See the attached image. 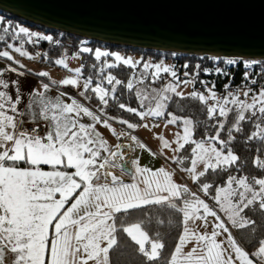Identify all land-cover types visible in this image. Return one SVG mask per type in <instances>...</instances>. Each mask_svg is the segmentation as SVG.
Returning <instances> with one entry per match:
<instances>
[{
  "label": "snow or ice",
  "instance_id": "6c2138e0",
  "mask_svg": "<svg viewBox=\"0 0 264 264\" xmlns=\"http://www.w3.org/2000/svg\"><path fill=\"white\" fill-rule=\"evenodd\" d=\"M20 34L35 35L23 27L14 35ZM14 51L28 56L20 47ZM110 55L118 63L105 61L99 68L101 81L106 80L110 89L93 87L91 77L81 84V68L72 70L64 59L55 60L73 75L41 82L42 91L30 93L26 109L38 113L19 110V80L11 81L12 95L9 82L0 78V264H264V87L231 92L225 85L223 96H217L215 85H205L207 95L194 90L185 96L178 91L179 83L136 90L134 76L125 83L110 72L105 75L106 69L121 64L135 68L136 62L95 51L97 61ZM0 57L13 61L8 51H0ZM255 63L243 61V66L251 69ZM151 67L152 83L161 72L171 71L160 64ZM7 71L24 75L16 68ZM3 74L0 71V77ZM36 75L46 78L50 73ZM171 75L176 78L175 71ZM145 80L141 73L140 83ZM256 83L251 79L252 85ZM52 85L58 91L54 98L48 95ZM65 86L76 89L81 99L60 91ZM117 86L133 93L138 106L121 102ZM94 99L99 105L95 110L88 106ZM186 99L201 105L205 116L201 139L194 138L199 125L191 116L169 111L173 104L183 111L179 101ZM110 103L136 120L109 115ZM29 115L46 122L43 134L36 125L31 130L24 127ZM160 121L165 128L181 126L182 134L176 132L171 142L156 134L159 145L152 150L134 132L158 128ZM114 124L122 126L120 132ZM246 124L251 125L247 134ZM101 128L129 143H118L119 150H113ZM236 134L243 135L245 145L256 142L251 167L259 175L243 174L248 160L234 150ZM186 146H192L190 151ZM125 149L132 153L130 159ZM140 151L163 157L162 166L142 165ZM169 152L172 155H166ZM118 166L119 175L110 170ZM173 230L177 234L165 255L166 237Z\"/></svg>",
  "mask_w": 264,
  "mask_h": 264
},
{
  "label": "water",
  "instance_id": "95a60500",
  "mask_svg": "<svg viewBox=\"0 0 264 264\" xmlns=\"http://www.w3.org/2000/svg\"><path fill=\"white\" fill-rule=\"evenodd\" d=\"M0 13L119 48L264 62V0H0Z\"/></svg>",
  "mask_w": 264,
  "mask_h": 264
},
{
  "label": "trees",
  "instance_id": "16d2710c",
  "mask_svg": "<svg viewBox=\"0 0 264 264\" xmlns=\"http://www.w3.org/2000/svg\"><path fill=\"white\" fill-rule=\"evenodd\" d=\"M0 16L4 18L3 20L4 22L0 28V37H3V39H1L0 41V49L10 43L19 44L20 42H24L22 39L26 37H24L22 34H20L19 36H15L14 34L17 32L20 26H30L31 27V25L23 22L22 20L16 17H12L8 14L0 13ZM6 25L7 26L11 25L8 33L3 32V28L6 27ZM33 28L42 30L43 32L47 34H50V35H53L54 37L59 38V43L56 45L49 46L45 56L43 57V60L46 58L47 63L49 64H54L55 60L61 58V56L64 55L67 47H71L72 53H75L83 45L91 46L92 49L90 52H83V51L79 52L80 54L79 56H80V61L82 64V76L84 79L91 77L93 80V84H92L93 87H95L97 84H101V86L105 87L106 89H110L112 87L111 85L107 84L106 80H104L103 82L101 81V78L99 76V68L104 64L105 61L109 62L113 60V58L110 56L102 57L100 61H97L95 59V51L97 48H107L111 51H120V52L122 51L124 54H127V55L132 54L135 56H141L142 61L137 66V68H129L128 66L121 64L118 67H115L112 69H106L105 71V75H107L110 72L112 75H115L118 79H120L121 81H124L125 83L129 79H132L134 76L135 77V79L133 80L134 87L136 90H141V91H144L146 89L149 91L152 88H154L153 87L154 85L156 86L155 87L156 89L163 87L164 85H166L167 83L166 79L169 76L168 73H165L161 75V77L158 78L155 81V83H152V79L148 77L146 78L144 83H140L141 72L143 71L142 70L143 63L148 58H152V61L154 63H160L162 61H173V62L175 61L180 66V72L187 74L191 78L194 75V70H195L196 65H200L199 74L195 77L196 81L193 86L194 88L191 90V92L195 90L197 92L204 93L205 95L207 91V88H205V85L207 86L215 85V88H214L215 92H217L220 88V85H221L220 76L221 75L219 74L218 76H216L212 73L213 72L212 69L215 66H218V67L227 66V68H230L233 66L235 75H236L235 77L239 76L241 74L240 72L243 71V69L245 68L243 66V62H237L236 64H233L231 66V65H228L224 60H213L209 58H198V57H189V56L187 57V56L173 55V54L154 53V52L142 51V50H136V49L119 48V47L100 44L98 42L85 41L79 38H75V37L63 34V33L49 31V30L39 28V27H33ZM30 47H31V44L29 43H27L25 46V48L27 49L29 48L31 50ZM93 65H96L95 69L93 68ZM254 66L255 67L264 66V62L258 63ZM135 69L136 71L134 72ZM175 82L179 83V81H175ZM117 87H118L117 96L119 97L121 102L129 104L132 107L138 106L139 101L136 99L133 93H129L126 89H124L121 86H117ZM62 90L65 92L70 91L72 93L74 89L71 87H66ZM241 99H244V98H241ZM92 105L95 107H98L99 106L98 101L94 99L89 104V106L91 107ZM179 105L183 108V111H180L176 104H173L169 108V111L175 112V114L180 115V116H191L196 121V123L199 125L194 138L201 139L205 131L204 124L202 123L203 121H205V116L201 111V105L198 102L194 100H190V99L180 100ZM108 114L123 116L124 118H128L132 120L133 122L136 120L135 117H130L128 113L119 112L118 110H116L115 106L111 103L108 109ZM231 121H232V117L229 116V124L231 123ZM208 123H213V122L209 121ZM250 129H251V125L246 124L245 134H247V132L250 131ZM208 131L211 132L214 130L208 129ZM221 136L222 138H225L224 133H222ZM236 136H237L236 143L233 145L234 150L241 156L242 160L243 159L248 160V165L244 168L243 174H247L250 176L259 175L258 171L251 167V157L256 148V142H253L250 146L245 145L243 143V135L236 134ZM186 147L190 151V148L192 146H186ZM226 175L227 174H224L223 178L226 179ZM163 231L167 232V229H164ZM176 234H177L176 230H173L171 235L166 237L167 248L165 250V255H167L168 252L171 250L173 243H174V237L176 236ZM259 235L260 233H258V236Z\"/></svg>",
  "mask_w": 264,
  "mask_h": 264
},
{
  "label": "crops",
  "instance_id": "0c3cea01",
  "mask_svg": "<svg viewBox=\"0 0 264 264\" xmlns=\"http://www.w3.org/2000/svg\"><path fill=\"white\" fill-rule=\"evenodd\" d=\"M0 17L2 18V19L0 18V20L3 21L4 18L2 16H0ZM20 27H23V28L27 29L29 33L35 34V39H37V38H39L41 36H49V35H45L46 33L41 31V30H40V32H36V30H39V29H35V28L30 27V26H20ZM17 32H18V30H17ZM24 37H27V36H24ZM10 44L13 45L12 49L8 48L7 45L0 49V51H8L10 53V55L13 56V61H8L5 58L0 57V71H3V73H4L3 76L0 77V78H3L7 82H9L10 88L8 89V91L12 95H15V89L11 87V81L19 80L20 81V95H21V104L19 105V110L20 111H25V112L36 111L38 113V109H35V108H33L32 110L26 109V104L31 99L30 93H32L34 90H41L42 91L41 82H44V83H48L50 81L59 82L62 78H65V76H67L70 72L68 70L63 69V68H60V70L63 71V72L56 71L55 64L47 63L46 58L44 60L42 59L41 61H39L35 57V55H34L32 50H30L28 48L29 51L28 52L25 51L26 49L23 46V42H20L19 44H14V43H10ZM88 46L89 45L81 46L78 49V51L75 52V53H72V48L69 47L70 50H71L72 57L75 58V59H80L79 52H82V50L85 47H87L90 50L92 49L91 46H89V47ZM16 47L22 48L23 51L28 53V56H21L19 53H16L14 51V48H16ZM100 49H103V48H100ZM110 57H112V56H110ZM12 65L17 66L18 67L17 71L18 72H23L24 75L21 76V75H17L16 73H12V72L7 71L8 68H14V67H12ZM21 65L23 67H21ZM51 66H53V68H51ZM69 68L71 69L70 66H69ZM39 71H47V72L50 73V75H49V77H46V78H39L36 75V73H38ZM60 91H63L62 87L60 88ZM48 95H50L53 98L56 95H58V91H57L55 85L51 86ZM20 119H21V117H17L18 122H19ZM24 119L26 120V123L24 125V127L26 129L29 126L44 125L45 126V130H46V122H43L42 120H40L38 115L34 119L30 115L24 117ZM108 140H109L110 145L112 146L113 150H116L115 145L118 142L117 139H115L114 137L109 135V139ZM139 154H140V159H141V164L142 165L153 167V168H158V167L162 166V161L160 159H158V158H153L152 156H150L148 154L147 151H140Z\"/></svg>",
  "mask_w": 264,
  "mask_h": 264
},
{
  "label": "rangeland",
  "instance_id": "374dc122",
  "mask_svg": "<svg viewBox=\"0 0 264 264\" xmlns=\"http://www.w3.org/2000/svg\"><path fill=\"white\" fill-rule=\"evenodd\" d=\"M6 27H8V26L6 25ZM0 28H1V24H0ZM36 32H40V30H36ZM37 39H35V35H32L31 38H29V37L23 38L22 39L24 41L23 42V46L25 47L27 43L32 44ZM29 40H31V42H29ZM0 41H1V39H0ZM85 48H87V47H85ZM25 49H26L25 51H27V52L29 51L27 48H25ZM97 50H100L102 52H109L110 54H119L120 56H122V57H124L126 59H131L134 62H136V67L135 68H137V66L142 61V57L141 56H135V55H132V54L127 55V54H124L122 51L121 52L120 51H111V50H109L107 48H103V49L98 48ZM59 59H64L65 62L68 63V65L71 67L72 70H75V69H78V68H81L82 69V64H81L80 59H75V58L72 57L71 50H70L69 47L66 48L64 55L61 56V58H59ZM114 62L115 61L111 60L108 63H114ZM115 63H118V62H115ZM144 64H149L150 65V68L149 69L145 70L143 68L142 69L143 71L141 72V73H143L144 77H146V78L150 77L152 79L151 74L155 72V68L154 67H151V66H154L156 64H160V65H162V67L169 68L171 71H175L176 72V78H173L172 77L171 71L170 72H167L169 74V76L166 79V82H167L166 84H168V83H174V84H176L177 82H175V81H179L178 91L183 92L184 95H187V94L191 93V90L194 88L193 87L194 86V83H193L192 78L190 76H188L187 74H185V73H181L180 72V66L175 61L174 62L173 61H162L160 63H154L152 61V58H148V59H146L144 61L143 65ZM55 66H56L55 67L56 68V71L63 72V71L60 70V68H62L61 66H57V65H55ZM51 68H53V66H51ZM163 74H165V72H161L159 74V78ZM72 75H73V73L70 72L67 76H65V78H67L69 76H72ZM84 80L85 79L83 78V76H81L80 77V83L82 84L84 82ZM184 81H191L192 83L184 84L183 83ZM153 87L155 88L156 86L154 85ZM64 88H66V86L65 87H62V89H64ZM207 88H212V86H207ZM66 93H68L70 96H72V97H74V98H76L78 100L81 99L78 96L76 89H74L72 91V93L70 91L69 92H66ZM206 95H207V91H206ZM249 102H250V97H249ZM209 103H211V101ZM89 107H91V106H89ZM91 108L93 110H95L97 107H95V106L92 105ZM149 123H151V122L149 121ZM159 123H160V127H158V128H155V129H152V130H144V129L141 128V129H139V130L136 131V133H138L143 138V140L145 141V143L147 144V146L149 148H151L152 150H156L157 147H158V145H159V141L155 138L156 137V134L164 135L170 142L174 140V138H175L174 134L176 132H181V134H182V128L179 127V126H177V125H169L167 128H165L163 121H160ZM100 131L104 134L105 138H108L109 139V133L106 130H104L103 128H101ZM118 143L119 142H117V144ZM173 146H175V145H173ZM166 155H172V153L169 152V153H166ZM158 159H160L162 161V163H163V157H159L158 156ZM172 167H174V166H172ZM114 170L117 171V172H120V169L117 168V167ZM169 170L171 171L172 168L170 167ZM186 182L189 184V187H191L193 190H195V186L191 183L190 180H188ZM234 234H235V232H234ZM191 246L192 245H189L185 249V251L189 250Z\"/></svg>",
  "mask_w": 264,
  "mask_h": 264
},
{
  "label": "built area",
  "instance_id": "2783aa9c",
  "mask_svg": "<svg viewBox=\"0 0 264 264\" xmlns=\"http://www.w3.org/2000/svg\"><path fill=\"white\" fill-rule=\"evenodd\" d=\"M45 35L51 36L52 40L48 41V40L38 38L34 43L31 44V47H30L31 50L33 51L35 57L39 61H41L43 59V57L45 56L49 46L56 45L59 43V38L54 37L53 35H50L47 33ZM41 37H44V36H41ZM209 59H211V58H209ZM213 60H220V59H213ZM224 61H226V60H224ZM258 63H262V62H256L254 65H256ZM12 67L18 69V67L15 65H12ZM199 68H200V65H196L195 70H194V75L192 76V80H193L194 84L196 81L195 77L199 74ZM262 69H264V66H259V67L253 66V68H251V69L244 68L243 71L240 72L241 74L239 76L235 77L236 75H235V71H234L233 66L230 68H227V66H225V67L215 66L212 69L213 70L212 73L216 76H218L219 74L221 75L220 76L221 85H220L219 90L216 92L217 96L226 95L225 85L229 86L228 91H231V92H237L238 90L245 88V87H250V88H253L256 90H258L261 87H264V74H262ZM135 71H136V69L134 70V72ZM246 74L249 75V80H247V81L244 79ZM251 79H256L257 83L255 85H252ZM241 98H244V97L241 96ZM114 126L117 128V132L121 131L122 126H120L118 124H114ZM32 127L33 126H29L27 129L31 130ZM38 127H39L41 134H43L45 131V126L44 125H38ZM134 134L138 137V139L141 142H144V140L142 139V137L138 133L134 132ZM117 141L119 143H121L122 141L129 142L127 139L117 140ZM129 156L130 157L132 156L131 152H130ZM117 168H119V166ZM111 170L115 171L114 169H111ZM115 172L117 175L120 174V172H117V171H115ZM124 179H125V181H127L128 180L127 176L124 177Z\"/></svg>",
  "mask_w": 264,
  "mask_h": 264
},
{
  "label": "bare ground",
  "instance_id": "6f19581e",
  "mask_svg": "<svg viewBox=\"0 0 264 264\" xmlns=\"http://www.w3.org/2000/svg\"><path fill=\"white\" fill-rule=\"evenodd\" d=\"M121 143L124 144V145H127L129 142L122 141ZM118 150H119V149H116V151H118ZM129 154H130V152L127 151V149H125V155H126V157H128V158L130 159L131 157L129 156ZM119 163H121V162L118 161V165H119Z\"/></svg>",
  "mask_w": 264,
  "mask_h": 264
}]
</instances>
